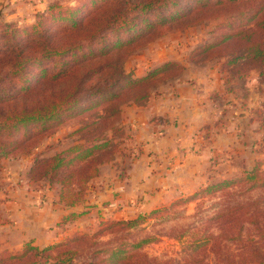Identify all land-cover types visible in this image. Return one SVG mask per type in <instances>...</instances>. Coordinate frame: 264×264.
Wrapping results in <instances>:
<instances>
[{"label": "trees", "instance_id": "16d2710c", "mask_svg": "<svg viewBox=\"0 0 264 264\" xmlns=\"http://www.w3.org/2000/svg\"><path fill=\"white\" fill-rule=\"evenodd\" d=\"M212 2L213 0H83L81 4L71 8L54 2L37 15V20L31 27L20 29L13 24H3L0 27V159L11 156L19 147H24V151L29 153L40 137L54 132L65 118L89 112L85 120L80 117L81 126L74 133L95 124L98 131L87 133V140L83 144L70 146L50 158L36 160L30 172L37 174L36 179L48 176L49 180L58 185L59 203L66 207L82 204L85 195L73 199L65 195L68 186L73 185L70 181L79 183L80 186L77 185L82 191L90 179L99 175L100 168L108 160H97L93 151L108 143L107 131L111 135L118 131L113 125L118 122L123 106L140 104L149 96V86L138 88V85L153 80L156 75H162L170 67L163 66L146 76L133 78L123 68L124 61L131 54L129 45L142 39L149 43L156 37L159 29L157 26L160 24L163 26L185 20L192 13L205 10ZM216 2L222 4L224 0ZM262 11L260 7L254 13L259 15L255 29L247 28L235 34L241 35L243 39V51L246 52L244 57H248L250 63L256 62L254 65L260 66V69L264 67V31L262 39L253 38V35L257 30H264ZM229 37L226 35L221 41ZM221 41L206 46V49L218 46ZM222 54L223 52L218 53ZM239 58L241 55H235L232 59L235 61ZM171 65L174 66V63ZM180 68L178 66L179 71ZM179 71L170 77L176 76ZM124 94L128 96L122 100ZM100 106L98 113L96 109ZM91 116L93 121H90ZM105 124L109 125L108 128ZM75 162L80 166L68 169ZM228 189H237L234 193L242 201L233 200V193L224 192ZM217 192H223L219 215L222 219L219 226L223 236L227 240L235 238L242 242L241 259L237 264H264V168H261V163L237 178L199 190L184 202ZM155 211L144 215L150 216ZM74 217L75 215L68 216L69 221ZM135 223L137 221L133 219L113 221L108 227L129 228ZM248 232H253L254 239L243 241L241 235ZM91 238L81 236L77 241ZM144 244L147 242L141 241L134 247L139 248ZM62 247L63 251H58L55 256L51 254ZM122 252L124 248L119 246L110 251L108 258L100 259V251L91 250L85 254L89 255L86 264H109L111 257ZM77 254L80 253L76 249H65V245L56 242L42 247L26 243L20 251L0 252V264H48L55 257L61 264H71L73 256ZM127 259L131 261L126 262ZM247 260L252 262L246 263ZM110 263L158 264L154 261L147 262L144 255L138 256L136 253L131 258L113 260ZM186 264L200 262L191 260Z\"/></svg>", "mask_w": 264, "mask_h": 264}, {"label": "crops", "instance_id": "0c3cea01", "mask_svg": "<svg viewBox=\"0 0 264 264\" xmlns=\"http://www.w3.org/2000/svg\"><path fill=\"white\" fill-rule=\"evenodd\" d=\"M47 4L0 0V20L28 25ZM155 44L136 57L134 78L166 63L181 68L142 103L122 107L119 121L125 140L116 165L100 168L85 201L75 207L59 203L58 190L46 188L39 197L30 192L26 198L23 190L17 192L7 203L15 226L9 243L0 233L2 250L20 251L28 241L40 247L52 244L59 239L62 221L131 219L237 178L258 163L264 168V67L236 74L221 63L187 61L182 44ZM70 215H75L72 221ZM14 238L19 244H13Z\"/></svg>", "mask_w": 264, "mask_h": 264}, {"label": "rangeland", "instance_id": "374dc122", "mask_svg": "<svg viewBox=\"0 0 264 264\" xmlns=\"http://www.w3.org/2000/svg\"><path fill=\"white\" fill-rule=\"evenodd\" d=\"M82 1L83 0H46L48 4L44 5V8L42 7L35 11L34 20L30 24L23 25L16 22L6 23L0 20V27L3 24H13L20 29L28 28L35 24L37 15L42 13L52 3L59 2L62 7L71 8L78 6ZM260 7L263 9L261 13L264 14V0H235L234 2L224 0L222 4L213 0L212 4L205 10L189 15L187 19H185L187 21L171 22L163 24V26L160 24L157 26L159 29L156 32V37L149 43H146V41L142 39L129 45L131 54L123 63L124 72L128 75H132L138 65L136 57L138 59L139 56L141 57L147 54L152 48L150 45L165 40H168V43L177 45V48L182 44L184 57L187 61L194 62L195 64L221 63L232 73L235 72L236 74L249 71V69H251L250 65L252 68L256 67L255 69H258L260 66L254 65L256 62L250 63L248 57H244L246 52L243 51V39H241V35L235 34L240 30H245L247 28L253 29L255 27V23L259 21V15L256 16L254 13ZM253 15L256 17H253ZM263 31L264 30H257L253 38L262 39ZM226 35L230 37L221 41V38ZM219 41H221V43H219L218 46L206 49V46H212V44ZM149 46L151 47L150 49H148ZM222 52V55H218V53ZM235 55H241V58L233 61L232 58ZM171 64L173 63L152 67L150 73L157 68L170 66L162 75H156L153 80L138 85V88H143L148 85L150 92L153 93L154 90L159 89L160 86L166 85L172 78L170 77L171 74H175L179 71L175 63L174 66ZM127 96L128 94H124L121 99H126ZM101 106H103V104ZM101 106L96 109L98 113H100L99 109ZM88 114L89 112H84L81 116L85 120ZM81 116L75 115L71 118H65L64 121L55 128L54 132L40 137V139L36 141V145L34 147L32 146L29 153L24 151V147H19L11 156L0 159V233L6 234V242L9 243V232L12 225L15 224V220H13L12 216L9 214L10 205H7V203L11 201L10 199H12L13 196L15 197L20 190H23L22 194H24V198H26L31 195L30 192H37V196L39 197V191L41 192L46 188L54 190L59 188L55 182L48 179V176L36 179L37 174L30 173L35 161L43 158H50L55 153L65 150L75 144H83L85 139L87 140L86 134L96 130L97 125L95 124L88 125L82 131L74 133L75 130L81 126ZM92 118L91 116L90 121H93ZM119 120L113 125L118 131L113 135H111L110 131L106 132L108 135V137H106V142L108 143L93 151L97 160H108L106 162L107 164L103 166L109 167L112 165L114 167V165H116L114 163L115 159L123 154L125 133ZM105 126L108 128L109 125L105 124ZM79 166L80 164L75 162L68 169L78 168ZM121 174L122 172L120 171L119 175ZM60 175L62 174L60 173ZM92 179L83 186L82 191H80L81 187H79V183L74 180L70 181V184L73 185L68 186L65 195L70 199L74 197L82 198L83 195L88 194L89 182ZM237 189H228L224 192L229 191L234 194L233 200L242 201V199L237 197V194L234 193ZM221 194H223V192H217L209 196L204 195L203 197H198L190 201L191 204H189L190 202L184 201L176 202L171 206L156 209L155 213L150 216H135L131 219H133V221L136 220L137 223L129 228H124L122 226L108 227L110 222L117 221L111 219L92 223L82 221L78 224L73 221L61 222L57 226V231L60 236L56 243L65 245V249H76L79 251L80 254H77L78 256H73L74 259L71 264H86L89 255L85 254L91 250H99L100 259L108 258L110 251L119 246L124 248V252L111 257L110 261H121L123 258H131L133 254L136 253L138 256L144 255L145 261H154V263L158 264H186L188 261L191 262V260H194V262L198 261L200 264H237L239 263L238 260L241 259L239 256L242 242L235 240V238L227 240L223 236V232L219 226L222 220L219 217L223 200ZM34 197H36V194ZM244 226L248 230H251L250 226L246 224ZM81 236L92 238L90 240L77 241ZM253 236V232H248V234L243 233L241 238L243 241H246L248 238L253 240ZM16 240L17 239L14 238L12 241L13 244H19L20 241L17 240L16 242ZM141 241H146L147 244L139 248L134 247L136 243H140ZM26 243L32 244V242L28 241L25 242L23 246ZM63 250V247L58 248L51 254L55 256L58 251ZM2 251L0 244V252ZM56 259L57 257L49 260L48 264H61L57 262ZM110 261L108 262L109 264H111ZM130 261L129 259L126 260V262ZM245 262L251 263L252 261L247 260Z\"/></svg>", "mask_w": 264, "mask_h": 264}]
</instances>
